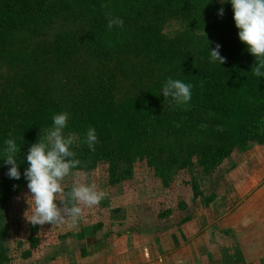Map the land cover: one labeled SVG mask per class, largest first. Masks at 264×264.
I'll return each instance as SVG.
<instances>
[{"label": "rangeland", "instance_id": "374dc122", "mask_svg": "<svg viewBox=\"0 0 264 264\" xmlns=\"http://www.w3.org/2000/svg\"><path fill=\"white\" fill-rule=\"evenodd\" d=\"M45 1L56 3L64 19L65 14L76 12L68 21L76 31L82 29V14L90 7L106 5L114 17L143 27L146 37H154L155 31L169 38L191 34V42H184L190 48L218 26L190 29L180 9L174 7L171 15V7L177 4L166 2L171 0H138V7L132 6L136 0ZM5 7L6 0H0V11ZM213 14L216 19L223 17ZM231 27L230 53L220 52L226 58L223 65L194 49L188 55L177 51L167 56L143 43L102 61L82 53L72 61L64 58L52 74L34 76L24 86L22 65L0 63L1 141L12 119L29 111L46 93L38 107L47 105L51 112L62 109L60 113H69V118L88 108L90 99L99 102L94 116L102 121L101 143L92 153L98 158L93 165L73 171L86 174L87 182H95L106 193L98 206L85 209L73 227L67 223L37 226L34 235L39 241L31 249L27 236L32 226L24 215L29 208L28 182L19 186L11 179L7 192L13 185L18 189L0 202V254L5 255V264H189L192 253L205 248L211 249L218 264H264V142H236L242 107L201 109L190 105L192 94L187 105L156 110L148 100L162 95L169 78L193 88L201 80L233 75V67L245 62L254 64L255 57L239 39V29ZM35 41L30 39L27 45ZM54 61L51 58L46 64ZM254 89L264 93V81L259 80ZM227 136L232 143L228 153L204 156L210 144L225 143ZM71 185L69 177L66 193ZM257 248L261 255L254 254ZM27 250L29 256L24 255ZM175 252L181 256L179 262L173 258L178 256ZM224 254L227 263H221Z\"/></svg>", "mask_w": 264, "mask_h": 264}, {"label": "trees", "instance_id": "16d2710c", "mask_svg": "<svg viewBox=\"0 0 264 264\" xmlns=\"http://www.w3.org/2000/svg\"><path fill=\"white\" fill-rule=\"evenodd\" d=\"M26 2L27 0H6V7L0 11V63L8 66H13L15 63L22 65L23 70L20 81L24 86L31 84L34 76H49L56 69V66L64 64V58L70 60L69 58L71 57L72 61L75 55L79 53L84 56L90 55L93 59L102 61L117 56L123 50H135L143 43H147L167 56H174L177 51L182 52L183 55H188L192 49L204 55L210 54V50L215 49L216 45L219 44L221 46L220 52H223V56H228L233 41L230 39V37L233 38L231 33L234 32L231 26L235 25V21L230 0H223V4H221V0L166 1L169 5L177 2L171 7V15L175 14L174 7H177V11L180 9L178 12L184 14V18L190 24V29H203L209 25L212 28L214 26L212 23H218V26H214L213 33L209 37L204 38L202 36L198 38L197 41L199 43L192 45V48L184 46V42L188 40L191 42L194 38L191 34L169 38L155 31L152 33L154 37H146L142 33L143 27L125 22V20L123 28L114 26L112 30H108L107 17L108 15L114 17L109 7H90L87 12L82 14V29L76 31L68 24L72 17L71 14H76V12L65 14L64 19V14L62 15V13L58 12L57 5L54 2H46L45 0H34L33 3ZM138 4L139 1L136 0L132 6L138 7ZM221 8L224 9V15L216 19L217 15H214L213 12L219 13ZM57 23L59 24L57 25ZM71 24L73 25V22ZM30 39H36L32 46L30 44L27 45V41ZM51 58L56 61L53 64H46V61ZM256 64L257 61L254 64L253 62H245L244 65L233 67V75L229 72L226 75L212 77L210 80H201V82L195 83L191 89L193 97L190 105L192 106L196 105L201 109L211 108L214 110H224L227 107L235 109L238 105L242 107L240 131L235 139L236 142L248 139L264 142V130L261 128L262 115L264 114V93L254 89L259 80L264 81V77L258 78L251 72ZM29 96H31L30 93L25 95V98L28 99ZM44 96H48V94L46 93ZM44 96L40 97V99L37 98L36 103L30 105V110L34 108L31 113L27 114L29 110L22 115L15 116L12 119V126L10 125L11 127L7 129V133L3 134L2 141L0 140V202H3L8 195L18 189L14 187L16 185H13L10 191L7 192V184L11 178L9 176L6 177L4 174L8 173L11 166L4 162V148L6 147L4 142L12 138L17 142L18 146H21L20 154L17 156L21 178L19 180L13 179L20 186L28 182L23 174L29 166L26 157L30 147L38 139H43L46 133L44 129L47 130L53 127L52 117L59 114L62 110L55 109L56 111L53 110L51 112L47 105L42 104H40L42 105L41 107H38L39 102L44 103ZM92 99L86 102L88 108L83 109L87 112L84 113L81 110L78 113L71 114L68 126L64 129L65 135H68L69 132H78V147L75 148L73 145L72 150L76 152V158L81 162L79 167L91 166L98 158L96 153L92 154L94 151H91L84 142L90 128L96 129L98 137L96 146L101 143L102 121L94 116V110L99 105V102H95ZM148 100L156 110L177 105L172 98L165 99L163 95H151ZM89 104L92 106L90 107ZM180 106L177 105L178 108ZM42 109L50 114L41 117L45 113L41 115ZM81 133H84L85 136L81 137ZM230 139L227 136L224 140L225 143L218 141L210 144V149L203 153L204 156L210 158L214 156V153H228L232 144ZM1 148H3V151ZM125 156L128 157V155ZM6 181L8 182L6 183ZM4 188H6V193L2 192ZM196 194L195 189H193V195L195 196ZM36 231L37 226H32L30 234L27 236L31 249L39 241L34 235ZM30 254V250L24 252L25 256ZM5 259V255L0 254V264H5Z\"/></svg>", "mask_w": 264, "mask_h": 264}, {"label": "clouds", "instance_id": "9594fccd", "mask_svg": "<svg viewBox=\"0 0 264 264\" xmlns=\"http://www.w3.org/2000/svg\"><path fill=\"white\" fill-rule=\"evenodd\" d=\"M230 3L235 25L239 29V39L257 61L251 72L258 78L264 77V0H230ZM218 14L223 16L224 9L221 8ZM107 18L108 30H112L114 26L123 28L124 22L119 17L108 15ZM220 47L217 44L215 49L210 50V55L213 62L218 61L223 65L226 58L220 55ZM191 88L190 84L169 78L163 85L162 95L165 99L170 97L177 105L183 106L191 101ZM52 119L53 127L46 131L43 139H38L30 147L26 157L29 166L23 175L28 181L29 193L25 196L29 208L24 215L34 227L66 223L73 227L84 216L85 209L98 206L106 193L98 190L95 182H87L86 174L73 171L79 168L81 162L72 150L78 139L77 135L64 134L69 113L56 114ZM84 142L91 151H95L98 142L95 128L88 130ZM4 143V162L11 166L7 175L11 179L19 180L21 172L17 156L21 146L12 138ZM69 177L72 178V185L66 193L65 181Z\"/></svg>", "mask_w": 264, "mask_h": 264}, {"label": "crops", "instance_id": "0c3cea01", "mask_svg": "<svg viewBox=\"0 0 264 264\" xmlns=\"http://www.w3.org/2000/svg\"><path fill=\"white\" fill-rule=\"evenodd\" d=\"M207 244H208V242H207ZM201 250L202 251H200L199 249H196L194 251V253H192V255L190 256L191 257L190 258L191 262L189 264H218V263L214 262V258L212 256V251H211L210 248H205V249H201ZM256 250L257 251H254V254L261 255V253H262L261 248H257ZM226 251L228 252V250H226ZM179 253L181 254V251ZM176 254L178 255V253H176ZM180 257L181 256L178 255L177 257L174 256L173 258L179 262L180 261ZM228 261L229 260L227 259V257L224 254L223 255V259L221 260V263H223V262L227 263ZM216 262H218V261H216ZM178 264H180V263H178Z\"/></svg>", "mask_w": 264, "mask_h": 264}]
</instances>
